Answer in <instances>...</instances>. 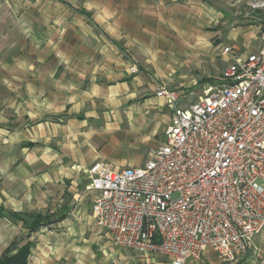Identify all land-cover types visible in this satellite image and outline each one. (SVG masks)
I'll use <instances>...</instances> for the list:
<instances>
[{
  "label": "crops",
  "instance_id": "1",
  "mask_svg": "<svg viewBox=\"0 0 264 264\" xmlns=\"http://www.w3.org/2000/svg\"><path fill=\"white\" fill-rule=\"evenodd\" d=\"M243 1L247 6L241 7ZM250 1L75 0L79 4L74 6L68 0H0V11L6 10L0 17L13 19L0 32L11 37L6 44L9 54L0 45V88H9L7 93L0 89V164L15 165L17 177L26 184L25 191H0V206L9 211L65 213L29 238L21 222L0 217V257L13 241L24 238L21 243L33 242L28 264H169L168 258L158 260L159 254L129 252L115 245L109 233L103 236L88 202L94 192L84 191L91 165L112 162L106 148L111 138L118 142L113 135L121 131L123 121L152 114L166 130L170 117L159 119L153 109L163 99L156 95L158 87H169V79L143 70L131 73L132 63L121 56L83 58V29L49 24L64 16L43 6L66 4L92 25L93 35L105 36L118 49L132 42L146 47L149 44L139 37H145L147 29H164L166 38L154 50L190 52L185 59L201 65V54L215 45L221 59L227 60L221 51L223 40L243 55L264 46V8L250 11ZM243 17L247 19L240 20ZM67 30L78 39L72 43L59 39ZM130 100L135 106L127 105ZM113 101L117 106L97 107L98 102ZM190 264H264V233L254 237L249 250L235 261L207 250Z\"/></svg>",
  "mask_w": 264,
  "mask_h": 264
},
{
  "label": "built area",
  "instance_id": "2",
  "mask_svg": "<svg viewBox=\"0 0 264 264\" xmlns=\"http://www.w3.org/2000/svg\"><path fill=\"white\" fill-rule=\"evenodd\" d=\"M249 7L264 8V0ZM221 51L230 60L220 82L197 101L158 87L171 117L144 164L89 168L84 191L94 192L97 224L115 245L169 264H190L207 250L235 261L264 233V46L246 55L229 45Z\"/></svg>",
  "mask_w": 264,
  "mask_h": 264
},
{
  "label": "rangeland",
  "instance_id": "3",
  "mask_svg": "<svg viewBox=\"0 0 264 264\" xmlns=\"http://www.w3.org/2000/svg\"><path fill=\"white\" fill-rule=\"evenodd\" d=\"M68 1L74 6L75 4L76 6H78L79 4L77 2L74 3L75 0ZM244 6H247L245 1L242 2L241 7ZM43 8L47 12H56L64 16V20L62 17H60L58 18V21L56 23L50 21L49 24H57L60 26L65 25V29H74V26L83 29L80 40L81 54L83 55V58L101 59L105 58V56L108 55L121 56L125 60H127V62L132 63L131 65H137L138 71L136 73L143 70L153 77H161L160 75H165L166 79H169L170 82L169 88L174 91L180 92L184 102L197 101L198 98L204 94L205 90L209 85L219 83L222 71L230 60V57L228 55H226L227 60L224 61L221 59L220 54H218L216 45L215 47H213L212 51L203 52V54H201V56H203V62H201V65H194L192 64V62L185 59L186 57H189L191 55L190 52L170 53L156 51L154 50L153 46L155 44L159 45L166 38V36H164L163 34L166 31L164 29H147L145 32V37H139L140 39L143 38L144 40H146L147 44L151 46L147 45L146 47H144L141 43L132 42L129 46H124L123 49H118L116 48V46L111 44V42L108 41L105 36H96L95 33V35H93V32H90V27L92 25L85 22V19L83 17H80L79 14L74 12L73 9L67 7L66 4L60 3L57 6L55 2H50L44 5ZM62 11H65L64 14L61 13ZM1 12L5 15L6 10H1L0 16ZM47 12L45 13L46 15ZM48 17L49 16L47 15L46 18L48 19ZM47 19H44V21L46 22ZM245 19L247 18L243 17L240 20ZM12 20L13 19L10 17H0V32L1 29H4V23L11 24ZM40 20H42V18H40ZM73 21L75 22L73 23ZM168 32L170 31L168 30L167 34ZM66 33L67 36H60L59 39L62 38L65 39L66 42L71 41V43L73 42V40L78 39L77 35H75L72 31L67 30ZM10 38L11 37L9 36L2 37L0 35V45L3 44L6 46L5 49L8 50L7 54H9V45L6 44L9 43ZM222 42V46L229 44L228 40H223ZM59 43L62 42L59 41ZM108 44L113 45V48L115 50L112 51ZM116 50L118 52H116ZM236 51L239 54L243 53L242 51ZM205 55H211V57L205 58ZM206 76L208 78L211 77L209 78V81H203ZM1 91L7 93L9 92V88L4 87V89H1ZM134 102L135 100H130L127 105L135 106L133 105L135 104ZM115 103L117 102L113 101V104L109 102H98L97 107L98 109H100L102 107L117 106V104ZM127 105H125L124 103V106ZM154 106L157 107L153 110L156 111V114L158 115L157 117L159 119L171 117V108L165 102L164 99L159 100L158 103ZM146 110H148V108ZM121 125V131L113 135L114 137H116L118 142L113 141V138H111V140L109 141L110 143L106 148L107 154H109L112 162H115L116 164H119L121 166L131 167L142 164L144 161L147 160L149 155L148 152L158 147L166 139V135L164 133L165 125L162 123V121L158 122V119L156 120V118H154L152 114L146 115L144 117L136 116L132 119V121L126 119L121 123ZM153 127H157L156 133L152 135L149 139H147L145 142H143L142 136L146 134L149 130L153 129ZM98 161L111 162L109 160ZM14 169L15 165L13 166L9 163L0 164V191L26 190L25 182L17 177V173ZM86 197H88V195L84 196V198ZM88 202L91 204L92 201L89 199ZM101 234L107 237L106 235H108V232L104 228H102ZM106 239L110 240L109 238ZM156 257L161 262L167 261V257L164 255H158Z\"/></svg>",
  "mask_w": 264,
  "mask_h": 264
},
{
  "label": "trees",
  "instance_id": "4",
  "mask_svg": "<svg viewBox=\"0 0 264 264\" xmlns=\"http://www.w3.org/2000/svg\"><path fill=\"white\" fill-rule=\"evenodd\" d=\"M83 12L86 13L85 10ZM203 81H209V79H204ZM64 216L65 213L57 215L56 213L9 211L0 206V217L7 218L13 222H21L23 228L28 231L27 238L33 232L54 223L58 219L64 218ZM23 239H16L7 247L4 254L0 257V264H28L33 242L27 239L24 243H21ZM14 250L16 252L13 253Z\"/></svg>",
  "mask_w": 264,
  "mask_h": 264
}]
</instances>
